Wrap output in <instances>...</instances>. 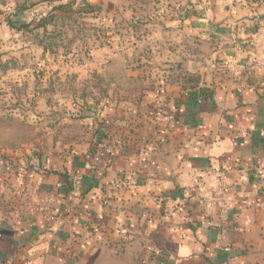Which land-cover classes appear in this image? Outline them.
Instances as JSON below:
<instances>
[{
	"label": "crops",
	"instance_id": "1",
	"mask_svg": "<svg viewBox=\"0 0 264 264\" xmlns=\"http://www.w3.org/2000/svg\"><path fill=\"white\" fill-rule=\"evenodd\" d=\"M195 4L161 68L128 70L144 89L110 92L85 138L42 157L54 172L0 160L18 198L0 213V264H264V22Z\"/></svg>",
	"mask_w": 264,
	"mask_h": 264
},
{
	"label": "rangeland",
	"instance_id": "2",
	"mask_svg": "<svg viewBox=\"0 0 264 264\" xmlns=\"http://www.w3.org/2000/svg\"><path fill=\"white\" fill-rule=\"evenodd\" d=\"M194 2L200 14L233 9L252 15L264 6V0H232L220 9L217 0ZM189 4L190 0H0V160L31 163L38 157L44 173L54 172L43 165L42 157L57 156L85 138L80 120L96 115L110 92L144 89L139 82L143 74L128 70L148 64L160 67L181 25L175 20ZM61 5L64 9L56 8ZM40 19H45V28H37ZM24 20L30 26L18 29ZM255 26L262 28L260 22ZM236 34L242 41V32ZM129 79L135 84L126 86ZM12 186L7 180L11 201L0 190L1 214L15 204ZM17 194V207L23 209L27 193Z\"/></svg>",
	"mask_w": 264,
	"mask_h": 264
},
{
	"label": "water",
	"instance_id": "3",
	"mask_svg": "<svg viewBox=\"0 0 264 264\" xmlns=\"http://www.w3.org/2000/svg\"><path fill=\"white\" fill-rule=\"evenodd\" d=\"M238 14V13H237ZM234 20L236 23L242 24V25H248V26H254L257 24V22H264V6L258 10V12H255V14L248 15L245 11L242 13H239V15L236 16Z\"/></svg>",
	"mask_w": 264,
	"mask_h": 264
},
{
	"label": "built area",
	"instance_id": "4",
	"mask_svg": "<svg viewBox=\"0 0 264 264\" xmlns=\"http://www.w3.org/2000/svg\"><path fill=\"white\" fill-rule=\"evenodd\" d=\"M256 173H257L258 176L261 178L262 175H263V174H262V173H263V169H261V168L256 169ZM73 183H74V184H78V183H79L77 177H73ZM125 183H127V185H128V184H129V181H127V182H125ZM258 190H259V191L263 190V185H261V183H259ZM73 194H74L75 196L78 195V191H77L76 188L74 189ZM225 210H226V207H225V205H224V206H223V210H222L221 219H223V216L225 215ZM212 225H213L214 227H216V228H222V226H221V221H217V220H215L214 222H212ZM222 237H225V232H224V234H223ZM223 241H224V240H223ZM221 251L229 252V247L226 246V245H224V243H222V244H221Z\"/></svg>",
	"mask_w": 264,
	"mask_h": 264
},
{
	"label": "trees",
	"instance_id": "5",
	"mask_svg": "<svg viewBox=\"0 0 264 264\" xmlns=\"http://www.w3.org/2000/svg\"><path fill=\"white\" fill-rule=\"evenodd\" d=\"M56 8H57V9H58V8H59V9H64V6L61 5V6L56 7ZM92 10H94V9H91L90 11H92ZM90 11H89V10H84V11H82V12H84V13H88V12H90ZM37 23H38L37 28H45V27L47 26V24H46V22H45V19H40ZM8 25L10 26L11 29H16V25H15L12 21H8ZM28 26H30V23H28L27 21L24 20V21L22 22V25L19 26L18 29H22V28H25V27H28ZM89 118L96 119V115L90 116ZM40 166H41V165H40ZM126 181H128V180H124V182H126ZM90 190H91V189H90ZM89 192H90L89 190L84 191L85 196H86Z\"/></svg>",
	"mask_w": 264,
	"mask_h": 264
}]
</instances>
